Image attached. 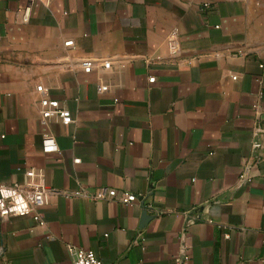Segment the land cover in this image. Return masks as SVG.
Here are the masks:
<instances>
[{
  "label": "crops",
  "instance_id": "0c3cea01",
  "mask_svg": "<svg viewBox=\"0 0 264 264\" xmlns=\"http://www.w3.org/2000/svg\"><path fill=\"white\" fill-rule=\"evenodd\" d=\"M263 158L264 0H0V183L48 191L43 226L0 216V264H264ZM102 187L151 209L69 195Z\"/></svg>",
  "mask_w": 264,
  "mask_h": 264
},
{
  "label": "built area",
  "instance_id": "2783aa9c",
  "mask_svg": "<svg viewBox=\"0 0 264 264\" xmlns=\"http://www.w3.org/2000/svg\"><path fill=\"white\" fill-rule=\"evenodd\" d=\"M43 3H47L48 0H39ZM205 7L207 4L204 5ZM29 8H25L23 11V19L28 18ZM66 47L72 46L71 41L64 43ZM105 68L108 64L104 65ZM81 68L84 73L91 71V63L88 60L81 62ZM259 68H262L260 65ZM233 80L236 77H232ZM154 78H150L149 82H153ZM40 116L43 121L57 120L64 125L71 124L73 119L69 111L63 108L57 100L43 99L40 102ZM252 147L254 151L258 150L261 145L256 139L253 140ZM41 152L43 154H52L58 152L55 139L46 135L41 140ZM264 159V158H263ZM79 160H75L77 163ZM249 169V167H248ZM26 176L30 180L27 184L21 185L14 183L11 185H4L0 183V216L2 218L11 217H27L31 216L33 221L38 226H43L44 222L41 219L39 210L48 204V191L44 185L43 177L33 170H28ZM246 171L241 174L240 180H246ZM71 196H85L93 202L108 201L116 202L121 205H131L140 203L142 208L146 210L151 209V205L145 204L146 197L138 196L126 191H116L110 188H99L92 192L76 191ZM68 195V196H69ZM68 252L71 256V264H103V262L92 252L91 250H82L78 248H69Z\"/></svg>",
  "mask_w": 264,
  "mask_h": 264
}]
</instances>
